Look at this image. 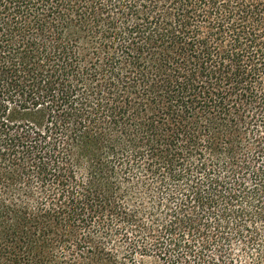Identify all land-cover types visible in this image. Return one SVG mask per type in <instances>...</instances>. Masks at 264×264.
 <instances>
[{
	"label": "trees",
	"instance_id": "trees-1",
	"mask_svg": "<svg viewBox=\"0 0 264 264\" xmlns=\"http://www.w3.org/2000/svg\"><path fill=\"white\" fill-rule=\"evenodd\" d=\"M0 264H264V0H0Z\"/></svg>",
	"mask_w": 264,
	"mask_h": 264
}]
</instances>
